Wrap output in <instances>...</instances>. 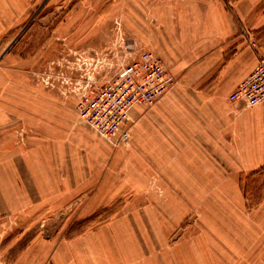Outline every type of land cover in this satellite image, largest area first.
<instances>
[{"label": "rangeland", "instance_id": "obj_1", "mask_svg": "<svg viewBox=\"0 0 264 264\" xmlns=\"http://www.w3.org/2000/svg\"><path fill=\"white\" fill-rule=\"evenodd\" d=\"M223 10L264 36V0H0V264H264V166L194 136L232 89L181 83Z\"/></svg>", "mask_w": 264, "mask_h": 264}, {"label": "crops", "instance_id": "obj_2", "mask_svg": "<svg viewBox=\"0 0 264 264\" xmlns=\"http://www.w3.org/2000/svg\"><path fill=\"white\" fill-rule=\"evenodd\" d=\"M215 21L218 36H198L186 32V26L182 25L181 83L193 88L232 89L231 93L253 70L262 52V48H254L250 41L259 43L264 36H259V33H256L257 36H243L239 32V24L224 10L223 18ZM252 24L247 23L246 27H260L264 22L259 19L255 25ZM191 72L200 75L194 82L201 79V84H186ZM205 73H209L207 78L203 77ZM204 81L209 83L205 85ZM228 99L222 96L195 99L194 136L201 139L199 152L203 151L202 138H208L206 142L209 147L204 151L237 152L241 160L237 168L259 169L264 166V100L248 109L243 100H233L235 103L232 104ZM217 137L224 138V141L217 143ZM213 258L212 263L216 261ZM233 259V256L226 257V263L234 264ZM248 260L243 257L239 264H249Z\"/></svg>", "mask_w": 264, "mask_h": 264}, {"label": "built area", "instance_id": "obj_3", "mask_svg": "<svg viewBox=\"0 0 264 264\" xmlns=\"http://www.w3.org/2000/svg\"><path fill=\"white\" fill-rule=\"evenodd\" d=\"M229 98L243 100L246 105L253 106L264 100V51L259 55L253 70L230 93Z\"/></svg>", "mask_w": 264, "mask_h": 264}]
</instances>
